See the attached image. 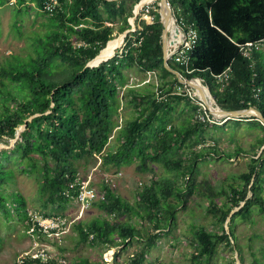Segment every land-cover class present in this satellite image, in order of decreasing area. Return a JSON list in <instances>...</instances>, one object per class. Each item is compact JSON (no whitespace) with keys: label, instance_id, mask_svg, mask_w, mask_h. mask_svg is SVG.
<instances>
[{"label":"trees","instance_id":"trees-1","mask_svg":"<svg viewBox=\"0 0 264 264\" xmlns=\"http://www.w3.org/2000/svg\"><path fill=\"white\" fill-rule=\"evenodd\" d=\"M62 1V11L52 14L41 11V0H15L13 4L17 12L32 4L47 19L43 23L46 31L32 44L34 55L14 58L13 63L0 68V142L14 139L16 130L26 125L11 148L0 150V214L10 219L15 213L28 229L25 198L18 192L4 190L13 182L16 172L35 179L37 211L46 216H65L66 208L73 202L65 193L75 195L83 180L78 176V161L87 162L98 156L105 171L135 163L140 171L147 172L152 170L151 164L162 165L166 171H177L184 177L185 185L177 186L176 175L160 181L152 176L150 183L136 192L137 198L131 204L103 183L97 191L103 193L104 200L92 204L101 214L89 223L78 221L74 225L81 240L94 246L125 250L133 242H143L127 264H144L157 239L174 225L176 208L186 204L185 198L192 193V179L185 177L192 173L203 152L191 153L193 162L183 167L182 159L171 158L179 152L184 154L185 145L199 144L204 128L210 126L196 118L187 128L172 125L173 105L182 100L187 106L191 100L195 102L175 92L181 84L174 72L187 81L196 80L206 86L221 110L253 109L264 118V53L253 48L249 60L239 52V45L256 44L264 39V0H167L174 17L182 19L185 26L192 24L198 33L187 67L168 61L173 72L166 69L163 60V26L157 3L149 15L140 12L143 16L140 24L126 36L112 58L98 67L88 68L86 63L108 41L117 38L113 37L115 24L122 23L118 34L130 29L128 19L140 0ZM8 2L0 0V8ZM174 28L168 33L169 50L179 42ZM80 42L84 45L78 46ZM132 64L143 73L157 75L155 87L162 96L166 95V100L160 101L156 93L144 94L126 87L125 104L134 108L135 117L125 118L118 125L116 111L122 109L119 87L126 86L123 70ZM228 67L229 79L220 89L216 76ZM191 108L196 117L199 107ZM33 115L37 116L26 122ZM251 119L263 132L258 143L264 144V126L256 118ZM113 135L115 148L106 152ZM209 150L208 154L214 157L216 150ZM263 154L264 151L250 159L248 170L240 175V186H230V194L223 192L225 203L217 206L211 201L208 211L216 217L221 232L194 229L193 260L212 257L220 244L234 241L231 223L235 216L250 213L255 206L264 212ZM234 207L239 209L230 214ZM125 214L128 217L121 220ZM228 217L226 233L223 224ZM133 218L135 221L131 222ZM76 264L100 263L84 259Z\"/></svg>","mask_w":264,"mask_h":264},{"label":"rangeland","instance_id":"rangeland-1","mask_svg":"<svg viewBox=\"0 0 264 264\" xmlns=\"http://www.w3.org/2000/svg\"><path fill=\"white\" fill-rule=\"evenodd\" d=\"M154 3H157V0L150 1V10H155ZM16 10L15 5L0 8V68L13 63L14 58L25 59L28 55H34L33 41L46 31V28L42 26L47 19L46 16H42L38 10L33 9L32 4L20 8L19 12ZM140 12L134 19L135 28L143 19ZM167 23L169 26L172 23L171 29L174 27L172 21L167 20ZM121 24L118 22L114 25V38L119 35L118 28ZM166 37V46L169 47L170 35L167 33ZM117 50H120V48ZM263 51L260 52L263 53ZM123 73L126 79V87L141 91L144 94L152 93L154 95L159 91L155 87L158 84L156 74L143 73L136 64L124 69ZM174 76L176 77V75ZM167 80L171 79L168 78ZM198 83L196 80L192 82L195 85H199ZM126 92L127 89L119 87L122 109L116 111L118 125H122L125 118L135 117L134 108L125 104ZM197 94L202 100H206L203 91L199 90ZM161 96L160 94L159 97ZM165 97L166 95L163 94L160 101L166 100ZM195 103L191 100L190 106H187L182 100L177 105H173L172 125L177 128H187L191 121L195 120L193 116L195 111L191 108V106H197V103ZM208 107L215 108L212 102ZM210 110L215 116L216 114L219 115L216 116L218 118L223 116L211 108ZM251 118L254 117L245 116L241 120H229L228 122L220 119L217 122L218 125H213H216L215 127L210 124V126L204 128L199 144L192 147L191 145H185L184 154L179 152L171 158L175 160L182 159L181 166L183 167L188 162H193L191 153L201 154L203 152V155L196 160L192 173H188L185 177L192 179L194 187L192 193L185 198L186 204L182 203L176 208L174 225L169 228L167 233L162 234L157 239L155 245L148 252L144 264H190V262L191 264H236V254L239 255L238 259L241 262L246 256L248 264H264V212H259L256 206L252 207L250 213L234 217L231 223L233 233L236 236L234 242L230 239L229 245L220 244L212 257L205 256L193 260L195 253L192 246L194 229L204 228L207 231L221 232V229L215 223L216 217L208 211L211 201L217 206L225 203L226 195L223 192L230 194V186H240L242 184L240 175L248 170L250 159L252 157L257 158L264 151V144L258 143L263 137V132L260 126ZM114 137L115 135L110 138L105 149L106 152L115 148L116 140ZM12 140L4 139L3 142H0V150L11 148ZM211 148L216 150L214 157L208 154ZM175 160L174 162H176ZM76 164L78 176L81 179H87L88 175H92V185L96 190L101 189L105 177H108L112 180L110 185L116 193L131 204H134L137 198L136 192L148 185L152 176L153 179L157 178L158 181L174 175L179 176L177 171L169 172L162 165L156 164H151L152 170L147 172L140 171L135 163L121 167L118 170L105 171L99 165L100 159L98 156L87 162L84 160L78 161ZM176 184L183 187L185 185L184 177L179 176ZM4 190L7 193L13 191L20 193L25 198L27 211L39 210L37 186L33 177L16 172L13 182L7 185ZM214 193L218 195L215 196ZM261 194L264 198V185ZM250 196L251 193H248V197ZM241 205L242 203H240ZM238 209L239 207H234L231 214ZM100 214L101 212L98 209L91 207L80 217L77 203L71 202L64 212L68 219L74 220L70 232L63 235L59 241L46 240L48 241L46 244L57 254L61 253L66 258L67 264H76L84 259L100 264L129 263L130 257L140 250L143 242H133L125 250L121 249L122 247L94 246L89 241L83 242L74 229V225L78 221L89 223ZM127 217L128 215L125 214V217L121 220H125ZM243 217L245 220H242ZM134 221L133 218L131 222ZM228 222L225 221L223 224L226 233L229 232ZM147 230L150 232V229L147 228ZM144 235L146 236V232H144ZM29 243L30 237L27 230L23 223L17 219L15 213L10 219H5L0 214V264H13L16 257L27 249ZM115 258L117 263L114 262Z\"/></svg>","mask_w":264,"mask_h":264},{"label":"built area","instance_id":"built-area-1","mask_svg":"<svg viewBox=\"0 0 264 264\" xmlns=\"http://www.w3.org/2000/svg\"><path fill=\"white\" fill-rule=\"evenodd\" d=\"M14 1L15 0H9L8 5L12 6ZM149 5H144L140 11L145 15L150 14L152 9L150 10ZM62 6V0H41V11L47 14L62 11ZM182 21V19L177 20L175 18V25L178 29L180 41L169 50V61L171 60L174 63L187 67L189 52L197 43L198 33L192 24L185 26ZM80 45H84V43H78V46ZM253 48L264 50V39L256 44L245 43L239 45V52L242 57L251 60V50ZM251 64L253 65V62H251ZM229 73L230 68L228 67L222 74L216 76L217 83L220 84V89L224 87L223 83L229 79ZM253 76H255V74H253ZM122 88L125 89L126 86ZM175 92L183 96H188L197 103L199 108L196 113V120L207 122L208 124H217V122H219L218 120L220 119L212 117L205 105L195 98V92L191 90L190 86L181 83V86H176ZM156 95L159 96L160 91H157ZM255 97L257 98V95H255ZM161 98L162 97H158V99ZM104 183L110 185L112 180L105 177ZM65 196L77 203L80 217L86 210L92 207L94 202L104 200L103 193H98L92 185L91 174L88 175L87 179L80 182L79 189L75 195L65 193ZM27 217V234L30 237V243L27 249L16 257L13 264H67L66 258L61 255V253L57 254L54 250H51L46 244L48 243L46 240L59 241L63 235L70 232L74 220L68 219L67 216H46L43 212L33 209L28 211ZM90 238L92 239L91 235Z\"/></svg>","mask_w":264,"mask_h":264},{"label":"water","instance_id":"water-1","mask_svg":"<svg viewBox=\"0 0 264 264\" xmlns=\"http://www.w3.org/2000/svg\"><path fill=\"white\" fill-rule=\"evenodd\" d=\"M109 1H112V0H109ZM116 1V0H115ZM147 0H140L133 8V11H132V14L133 16L131 18L128 19V23L130 25V29L128 30H125L124 32H122L121 34H119L117 37L121 38V45L124 43V39L126 38V36L130 33V32H133L135 30V27H134V19L136 18V16L139 14L141 8L144 6V3L146 2ZM157 6H158V13H159V17H160V21L162 23V26H163V30H162V36H161V39H162V50H163V60H164V64H165V67L166 69H168L169 71H172L170 70L169 66H168V61H169V48L166 46V35H167V28H166V23H167V20L169 21H172L173 22V26L175 27L174 28V34L178 35V29L176 28L175 26V17H174V14L172 13V9H171V6L169 5L168 1L167 0H157ZM113 40V39H112ZM111 41V40H110ZM108 41L105 45V47L107 46V44L110 42ZM121 45L119 48H121ZM104 47V48H105ZM103 48V49H104ZM118 48V49H119ZM100 50V52L94 57L92 58L90 61H88L85 65V67H88V68H95V67H98L99 65H101L102 63L108 61L110 58H112L115 53L112 55V57L106 59V60H101L100 58V53L102 52V50ZM173 72V71H172ZM174 74L176 75L177 79L179 82L181 83H185L187 84L188 86L191 87V84L192 82L191 81H187V80H183L181 78V76L179 75V73L177 72H174ZM199 80V79H197ZM201 82V81H200ZM199 84V90H201L202 88L206 89L207 93L210 95V101L213 103V105L215 106L214 107H210L211 109H218L221 113H223V116L222 117H216L212 111L210 110V108L208 107L209 105V101L208 99L206 100H202L199 95L195 92V98L199 101H201L205 107L207 108L208 112L210 113V115L216 119H223L225 122L229 121V120H241L242 118H244L245 116H252L254 118H256L255 120L260 122L263 126H264V118L262 117V115L256 111V110H253V109H247V110H243V111H238V112H225L223 110H221L219 108V106L216 105V102L214 101L209 89L206 87V86H202L201 83H198ZM195 88V87H194ZM196 89V88H195ZM252 110V111H251ZM37 115H33L31 117H29L26 122L30 121L33 117H35ZM26 125L23 124L22 126L19 127V129L16 131V134H15V138L11 141V146L14 145V143L18 140L19 136H20V133L25 129ZM243 204V203H242ZM231 214V213H230ZM226 221H229V218L226 220Z\"/></svg>","mask_w":264,"mask_h":264},{"label":"bare ground","instance_id":"bare-ground-1","mask_svg":"<svg viewBox=\"0 0 264 264\" xmlns=\"http://www.w3.org/2000/svg\"><path fill=\"white\" fill-rule=\"evenodd\" d=\"M150 1L151 0H147L145 3H144V5H149V3H150ZM152 4V3H151ZM171 24L172 23H170V26L168 25V23H166V28H167V33H169V31H170V27H171ZM173 29V28H172ZM171 29V30H172ZM170 41V40H169ZM179 41H180V37H179ZM121 44V38L119 37H117L116 39H114V40H111L108 44H107V46L102 50V52L100 53V58H101V60H106V59H108V58H110V57H112V55L115 53V51L120 47L119 45ZM116 46V48L114 49V47ZM118 46V47H117ZM109 47V48H108ZM184 80V79H183ZM181 83V82H180ZM203 86V85H202ZM196 89H195V88ZM199 85H195V84H191V88L193 89V91L194 92H196L197 93V91H199ZM201 91H203V93L205 94V97H206V99H208V101H209V104H210V95L207 93V91H206V89H204V88H202L201 89ZM215 110V109H214ZM216 112H219L220 114H222L223 115V113H221L218 109H216L215 110ZM252 111V110H251ZM216 116H219V115H217L216 114Z\"/></svg>","mask_w":264,"mask_h":264},{"label":"crops","instance_id":"crops-1","mask_svg":"<svg viewBox=\"0 0 264 264\" xmlns=\"http://www.w3.org/2000/svg\"><path fill=\"white\" fill-rule=\"evenodd\" d=\"M66 2H71V0H66ZM29 5V4H28ZM13 6V5H12ZM5 7V6H4ZM33 9H35L36 11L38 10V12L41 14V12H40V10L39 9H36V8H33ZM43 26V25H42ZM83 25H79L78 27H82ZM39 37H37L34 41H33V43H35V41L38 39ZM121 45V44H120ZM119 45V46H120ZM118 47V46H117ZM109 48V47H108ZM116 48V46L114 47V49ZM262 51V50H261ZM263 53H264V51H263ZM252 120V119H251ZM83 180H85V179H83ZM231 241H233L232 239H231ZM234 242V241H233ZM223 245H227V244H225V243H223ZM245 251V250H244ZM239 255L238 254H236L235 255V257H236V264H248L249 262L247 261V257L245 256V258H243L242 259V262H241V260H239L238 257ZM244 257V256H243ZM174 262V261H173ZM177 264H179V263H177ZM190 264H191V262H190Z\"/></svg>","mask_w":264,"mask_h":264}]
</instances>
